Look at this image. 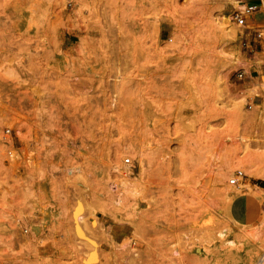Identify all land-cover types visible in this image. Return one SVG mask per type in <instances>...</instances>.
Listing matches in <instances>:
<instances>
[{
  "label": "rangeland",
  "instance_id": "obj_1",
  "mask_svg": "<svg viewBox=\"0 0 264 264\" xmlns=\"http://www.w3.org/2000/svg\"><path fill=\"white\" fill-rule=\"evenodd\" d=\"M249 1L0 0V264L256 263L264 211L230 216L264 188Z\"/></svg>",
  "mask_w": 264,
  "mask_h": 264
},
{
  "label": "crops",
  "instance_id": "obj_2",
  "mask_svg": "<svg viewBox=\"0 0 264 264\" xmlns=\"http://www.w3.org/2000/svg\"><path fill=\"white\" fill-rule=\"evenodd\" d=\"M257 7H258L257 10L254 12L255 15L254 18L256 22H261L262 20H264V13L262 11L261 6L257 5ZM253 185L255 186V188L258 187L259 189H264L262 188V186H259L258 184H253ZM234 196L235 197H233L230 206L231 218L237 224L239 223V225L243 227L257 224L260 221L264 211V205L262 204V199L249 192L236 193Z\"/></svg>",
  "mask_w": 264,
  "mask_h": 264
},
{
  "label": "built area",
  "instance_id": "obj_3",
  "mask_svg": "<svg viewBox=\"0 0 264 264\" xmlns=\"http://www.w3.org/2000/svg\"><path fill=\"white\" fill-rule=\"evenodd\" d=\"M239 3H243L244 1L243 0H238ZM257 5L255 4H250V3H247V6H246V9L243 12H236L233 16V19L235 21V23L241 27L244 31V29L247 27V18L250 16V15H253L254 12L257 10ZM262 37V34L259 32V30L256 32V36H255V39L256 38H261ZM242 76V74H240V77ZM245 177L244 173L240 170H238L235 174V177L230 179V184L231 185H234V186H238L240 181Z\"/></svg>",
  "mask_w": 264,
  "mask_h": 264
},
{
  "label": "bare ground",
  "instance_id": "obj_4",
  "mask_svg": "<svg viewBox=\"0 0 264 264\" xmlns=\"http://www.w3.org/2000/svg\"><path fill=\"white\" fill-rule=\"evenodd\" d=\"M238 7H241V6H238ZM243 7V6H242ZM241 7V8H242ZM231 18V17H230ZM62 19V18H61ZM73 35V34H72ZM76 36V35H75ZM59 37V36H58ZM74 37V36H73ZM70 38H72V36L70 35L69 36V39ZM255 92H257V91H255ZM251 93H253V91L251 92ZM253 187V188H252ZM251 188H250V192L249 193H252V194H254V195H256L257 197H259L260 199H264V189H259L258 187L257 188H255V186H252ZM246 191V190H245ZM245 193V192H244ZM247 193V192H246ZM235 197V196H234ZM209 216V215H208ZM210 219V218H209ZM232 220V219H231ZM236 225H238L239 227H242L241 225H239V223L237 224L234 220H232ZM207 223H210V221L209 222H207ZM206 223V224H207ZM247 226V225H246ZM226 229H228V228H226ZM222 230L221 232H220V236L222 237V238H224V237H226L228 234H229V232H228V230ZM80 233V232H79ZM236 237H244L243 235H239V236H236ZM248 238V237H247ZM250 238H251V236H250ZM227 243H230L231 245L232 244H234L235 242L234 241H232V240H229ZM92 244V243H91ZM236 246V245H235ZM87 261V260H86ZM255 264H264V253L261 255V257H259V259L256 261V263Z\"/></svg>",
  "mask_w": 264,
  "mask_h": 264
}]
</instances>
